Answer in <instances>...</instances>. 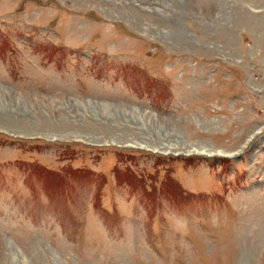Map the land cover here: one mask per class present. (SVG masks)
Segmentation results:
<instances>
[{"label": "rangeland", "instance_id": "rangeland-1", "mask_svg": "<svg viewBox=\"0 0 264 264\" xmlns=\"http://www.w3.org/2000/svg\"><path fill=\"white\" fill-rule=\"evenodd\" d=\"M14 252L264 264V0H0Z\"/></svg>", "mask_w": 264, "mask_h": 264}, {"label": "bare ground", "instance_id": "bare-ground-1", "mask_svg": "<svg viewBox=\"0 0 264 264\" xmlns=\"http://www.w3.org/2000/svg\"><path fill=\"white\" fill-rule=\"evenodd\" d=\"M196 154L203 155V156H210V157L213 155H216L215 153H208L207 151H199V152H196ZM218 155L220 154L218 153ZM11 261L13 264H18V261L22 262V264H27L28 262V261L26 262L23 258L21 259L19 255L15 252L11 255Z\"/></svg>", "mask_w": 264, "mask_h": 264}]
</instances>
